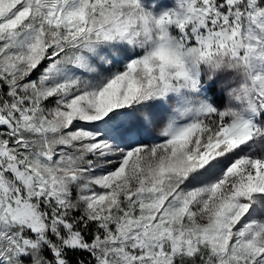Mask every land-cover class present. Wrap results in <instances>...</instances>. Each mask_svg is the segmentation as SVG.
<instances>
[{"label": "snow or ice", "instance_id": "1", "mask_svg": "<svg viewBox=\"0 0 264 264\" xmlns=\"http://www.w3.org/2000/svg\"><path fill=\"white\" fill-rule=\"evenodd\" d=\"M0 264H264V0H0Z\"/></svg>", "mask_w": 264, "mask_h": 264}]
</instances>
